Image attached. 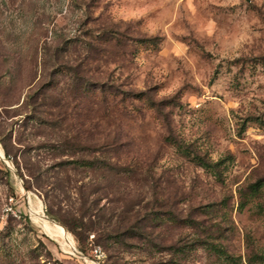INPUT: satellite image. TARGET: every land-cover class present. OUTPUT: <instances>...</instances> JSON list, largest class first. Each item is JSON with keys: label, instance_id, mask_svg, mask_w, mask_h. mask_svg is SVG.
<instances>
[{"label": "rangeland", "instance_id": "1", "mask_svg": "<svg viewBox=\"0 0 264 264\" xmlns=\"http://www.w3.org/2000/svg\"><path fill=\"white\" fill-rule=\"evenodd\" d=\"M0 264H264V0H0Z\"/></svg>", "mask_w": 264, "mask_h": 264}, {"label": "trees", "instance_id": "2", "mask_svg": "<svg viewBox=\"0 0 264 264\" xmlns=\"http://www.w3.org/2000/svg\"><path fill=\"white\" fill-rule=\"evenodd\" d=\"M141 41H144V40H141ZM147 41H151V40H147ZM131 96L139 97V96H135L134 94H132ZM29 98H30V96H29ZM220 162L221 161L211 162V161H209V160H207L205 158L204 159L203 158L200 159V164L203 167H205V168L211 169L213 171V173H216L217 172L218 167L220 165ZM88 165H90V164H88ZM256 186H257V184H256ZM255 189H257V188L255 187ZM207 207H208V205H207ZM108 236H110V235H108ZM212 244H213V247H214L213 249L216 251L217 256L223 257L226 260H230L232 258V256L226 251V249L223 246H219V245L214 244V243H212ZM170 247L171 248H176V245L175 244H172Z\"/></svg>", "mask_w": 264, "mask_h": 264}, {"label": "bare ground", "instance_id": "3", "mask_svg": "<svg viewBox=\"0 0 264 264\" xmlns=\"http://www.w3.org/2000/svg\"><path fill=\"white\" fill-rule=\"evenodd\" d=\"M34 216V215H33ZM35 219L45 228L48 230V232L52 235H54L55 237H57V239H63L65 241H67L70 244H74L73 243V239L71 237V235L69 233H67L66 231H62L60 230L58 227L54 226L53 224H51L50 222L42 219L39 216H35ZM62 245H64L62 243Z\"/></svg>", "mask_w": 264, "mask_h": 264}, {"label": "built area", "instance_id": "4", "mask_svg": "<svg viewBox=\"0 0 264 264\" xmlns=\"http://www.w3.org/2000/svg\"><path fill=\"white\" fill-rule=\"evenodd\" d=\"M99 250H96V252H98Z\"/></svg>", "mask_w": 264, "mask_h": 264}]
</instances>
